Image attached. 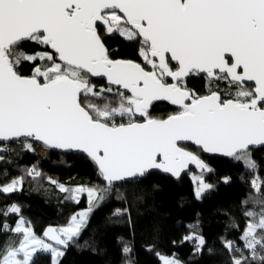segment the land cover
Returning <instances> with one entry per match:
<instances>
[{"label":"snow or ice","instance_id":"6c2138e0","mask_svg":"<svg viewBox=\"0 0 264 264\" xmlns=\"http://www.w3.org/2000/svg\"><path fill=\"white\" fill-rule=\"evenodd\" d=\"M117 36L139 46L143 63L112 58L106 39ZM26 43L43 50L26 51ZM24 62L30 75L19 70ZM94 77L107 83L97 88ZM189 77L202 79L205 92L189 88ZM154 101L178 111L155 119ZM10 142L27 152L38 142L86 154L104 183L66 187L48 178L65 201L78 204L86 194L89 205L65 226L47 228L44 236L54 243L26 226L18 205L5 208L0 216L19 219L15 227L0 225V232L20 239L8 236L0 264H35L37 254L60 264L62 249L116 182L134 183L152 169L176 178L189 165L211 171L189 145L256 172L250 146L264 147V0H0V153ZM25 174L42 175L35 166ZM23 182L13 178L0 192L19 191ZM194 182L197 198L211 187L202 177ZM251 184L260 193L264 181L257 175ZM256 202L259 212L244 213L252 219L239 237L242 247L223 240L232 264H264V201ZM183 239L197 252L205 245L196 232ZM157 255L162 264H181L175 255Z\"/></svg>","mask_w":264,"mask_h":264},{"label":"trees","instance_id":"16d2710c","mask_svg":"<svg viewBox=\"0 0 264 264\" xmlns=\"http://www.w3.org/2000/svg\"><path fill=\"white\" fill-rule=\"evenodd\" d=\"M106 46L113 59L142 63L137 44L117 36L107 38ZM24 47L29 52L41 51L40 46L32 43ZM19 70L22 75H30L31 64L24 62ZM93 83L97 88L106 84L98 79H93ZM188 87L205 92L204 81L200 78L191 77ZM176 111L166 102L154 104L149 109L155 119H167ZM8 147V152L0 153L4 156L0 160V185L21 176L24 182L19 191L0 192V212L12 204L18 205L20 216L29 222L27 225L37 237L43 238L48 226H65L72 214L87 210L89 206L86 195L81 196L78 204L65 201L66 194L49 183V177L66 187L104 183L98 178L93 162L81 155L49 152L41 157L36 150L27 152L19 143L10 142ZM35 148L40 146L35 144ZM189 150L211 171L200 173L199 168L193 169L179 181L152 172L134 183L116 185L111 195L89 213L86 227L75 242L62 249L64 256L60 264H162L157 253L166 257L175 255L181 264H232L223 240H232L242 247L239 237L252 219L244 213L260 210L261 204L256 201H264V184L257 193L251 181L257 175L264 181V149L252 150V158L258 165L256 172L247 169L243 161L206 156L192 146ZM34 166L42 174L35 180L25 174ZM196 173L211 185L201 200L195 199L194 185L189 177ZM226 178L228 182L225 183L223 179ZM245 200L247 204L243 203ZM117 209L120 215H114ZM18 219L16 214L7 218L0 216V225L7 222L14 227ZM191 232L205 239L199 252L194 242L183 239ZM15 235L0 232V248L8 236L14 239ZM125 245L130 249L127 254L123 251ZM37 255L39 259L35 264H51L49 254Z\"/></svg>","mask_w":264,"mask_h":264},{"label":"water","instance_id":"95a60500","mask_svg":"<svg viewBox=\"0 0 264 264\" xmlns=\"http://www.w3.org/2000/svg\"><path fill=\"white\" fill-rule=\"evenodd\" d=\"M137 63H138V62H137ZM173 63H174V62H173ZM93 79L102 80V81H104V82L107 83L106 78H102V77H94ZM160 102H166V103H169L168 101H154L153 104H152V106H153L154 104H157V103H160ZM169 104H170V103H169ZM171 105H172V104H171ZM172 106H173L175 109H178L177 106H175V105H172ZM150 108H151V107H150ZM150 108H149V109H150ZM34 143H35L36 145L42 147V148H45V147H43L41 144H39L38 142H34ZM189 146H192V147H194L195 149H197L196 146H194V145H189ZM250 147L252 148V150L264 149V147H259V146H250ZM45 149H47V148H45ZM47 150H48L49 152H57V153H60V154H63V155H65V154H73V155L77 154V155H81V156L87 158L86 154L78 153V152H76V151L62 150V149H47ZM202 154H203V155H206V156H211V157H219V158H224V159H227V158H228V159H232V157H226V156H223V155L218 154V153H203V152H202ZM88 159H89V158H88ZM89 160H90V159H89ZM90 161H91V160H90ZM95 168H96V166H95ZM193 169H197V167H196L195 165H189L188 168H187L186 170H184V171L181 173V175H180L179 178L173 177L170 173H164V172H162V171H160V170H158V169H152V170H150L148 173H146V175L152 174V172H156V173L161 174L162 176L164 175V176H166V177H169L170 179H173V180H175V181H179L181 177H183L184 175H188L189 172H190L191 170H193ZM96 171H97V168H96ZM140 179H141V178H140ZM120 183H127V182H116V185H118V184H120Z\"/></svg>","mask_w":264,"mask_h":264},{"label":"rangeland","instance_id":"374dc122","mask_svg":"<svg viewBox=\"0 0 264 264\" xmlns=\"http://www.w3.org/2000/svg\"><path fill=\"white\" fill-rule=\"evenodd\" d=\"M141 59H142V57H141ZM142 63H143V59H142ZM176 110H178V109H176ZM35 150L37 151V153H39V155H40L41 157H44V156H46L47 154H49V151H48L47 149H45V148H42V147H40V148H35ZM197 171L200 172V173L202 172L201 169H197ZM189 173H190V172H189ZM189 177L192 179V182H193V185H194V189H195V191H196V187H197V185H196V183L194 182V178H201L202 176H201L199 173H196L195 175H194V174H190ZM203 180H204V178H203ZM225 180H226V179H223V182H225ZM227 181H228V179H227ZM225 183H226V182H225ZM206 184H208V183L206 182ZM209 189H210V188H209ZM209 189L206 190L205 192H203L200 198H197L196 195H195V199L201 200V198H202V197H203V196L209 191ZM82 195H86V194H82ZM78 212H80V211H78ZM26 226L30 227L29 225H26ZM14 227H15V226H14ZM48 227H50V226H48ZM48 227H47V228H48ZM51 227H53V226H51ZM30 229H31V228H30ZM31 230H32V229H31ZM46 230H47V229H46ZM38 238H40V237H38ZM19 239H20V237L16 234V235L14 236V239H13V240H15V241L17 242V244H18ZM40 239H43L46 243H54V242H52V241H49V240L47 239V237L44 236V234H43V238H40Z\"/></svg>","mask_w":264,"mask_h":264},{"label":"flooded vegetation","instance_id":"af4514ba","mask_svg":"<svg viewBox=\"0 0 264 264\" xmlns=\"http://www.w3.org/2000/svg\"><path fill=\"white\" fill-rule=\"evenodd\" d=\"M122 39H123V38H122ZM123 40H124V39H123ZM40 48H41V47H40ZM40 50H43V49L41 48ZM139 59H140V61L142 62V59H141L140 56H139ZM138 63H139V62H138ZM194 78H197V77H194ZM189 79H191V77H189L188 80H189ZM201 80H202V79H201ZM187 86H188V85H187Z\"/></svg>","mask_w":264,"mask_h":264},{"label":"built area","instance_id":"2783aa9c","mask_svg":"<svg viewBox=\"0 0 264 264\" xmlns=\"http://www.w3.org/2000/svg\"><path fill=\"white\" fill-rule=\"evenodd\" d=\"M8 152V151H7Z\"/></svg>","mask_w":264,"mask_h":264}]
</instances>
